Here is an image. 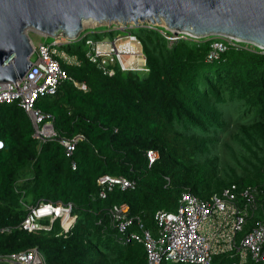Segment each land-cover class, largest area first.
Wrapping results in <instances>:
<instances>
[{
	"label": "trees",
	"instance_id": "obj_1",
	"mask_svg": "<svg viewBox=\"0 0 264 264\" xmlns=\"http://www.w3.org/2000/svg\"><path fill=\"white\" fill-rule=\"evenodd\" d=\"M132 32L142 42L148 71L116 64L109 75L90 61L88 39L121 33L108 26L87 29L63 46L81 61L65 68L88 90L68 80L37 105L54 118L58 138L84 136L73 156L58 138H34L18 103L0 104V264H15L12 254L33 249L44 264H149L143 243L121 241L110 209L129 204L131 216L153 230L155 213L174 210L184 191L208 198L233 185L255 187L260 208L248 229L264 222V49L230 47L209 60L212 43L227 42L223 37L171 40L173 32L163 26ZM149 150L160 154L151 165ZM106 174L137 186H116L103 198L99 178ZM43 201L72 202L75 226L64 234L59 220L50 231L22 229L29 207ZM134 227L140 230L138 221ZM233 260L220 254L212 264Z\"/></svg>",
	"mask_w": 264,
	"mask_h": 264
},
{
	"label": "built area",
	"instance_id": "obj_2",
	"mask_svg": "<svg viewBox=\"0 0 264 264\" xmlns=\"http://www.w3.org/2000/svg\"><path fill=\"white\" fill-rule=\"evenodd\" d=\"M138 26L135 23L109 25L112 30L121 33L102 40H87L90 47L87 53L106 74L115 73L114 65L118 64L123 71H148L146 56L141 40L132 32ZM96 28V27H92ZM87 30V29H86ZM84 30L83 32H85ZM83 32L77 40L81 38ZM86 36L84 34L82 37ZM187 37L174 36L171 39ZM227 42L220 40L212 43L209 59L218 58L230 47L248 48L240 40L232 36H221ZM74 40L59 36L52 42L34 44L37 59L25 76L15 82L0 83V104L18 103L28 114L33 137L41 143L58 138L54 118L38 107L41 97L56 95L60 87L68 80L83 90H88L85 83L73 79L65 65H80L77 55L68 53L63 46ZM84 136L79 134L72 138H58L65 147L67 155L73 156L77 145ZM4 142L0 140V149ZM160 154L149 150L147 157L150 165ZM72 168L77 169V162L72 161ZM100 195L107 197L109 190L119 186L121 189H134L136 182L122 176L109 174L99 178ZM259 191L255 187L239 190L236 185L226 188L221 194L215 193L208 198H201L191 191H184L178 201L176 211L158 210L155 214L157 224L155 235L150 229L144 228L138 217L130 215L129 204H116L110 209L112 225L121 235L124 243L134 240L145 245L149 264L164 262L187 264H212L213 258L219 254H227L234 258L231 264H247L250 260L264 263V222L256 221L248 229V222L259 211ZM78 215L74 214L72 202L43 201L29 207V212L21 223V228L29 232L36 230H52L59 220L62 230L59 234L68 233L76 224ZM49 220V224L42 222ZM138 221L140 232L132 230ZM12 263L44 264V259L37 249L9 257Z\"/></svg>",
	"mask_w": 264,
	"mask_h": 264
},
{
	"label": "water",
	"instance_id": "obj_3",
	"mask_svg": "<svg viewBox=\"0 0 264 264\" xmlns=\"http://www.w3.org/2000/svg\"><path fill=\"white\" fill-rule=\"evenodd\" d=\"M87 20L148 21L175 34L232 36L264 49V0H0V83L32 66L29 29L75 41Z\"/></svg>",
	"mask_w": 264,
	"mask_h": 264
},
{
	"label": "rangeland",
	"instance_id": "obj_4",
	"mask_svg": "<svg viewBox=\"0 0 264 264\" xmlns=\"http://www.w3.org/2000/svg\"><path fill=\"white\" fill-rule=\"evenodd\" d=\"M114 24L120 25L121 22H116V21L94 22L92 20H87V21L84 22L83 29L86 30V29H91L92 27L109 26V25H114ZM139 24L140 25H145V24L151 25L150 23H142V24L139 23ZM27 32H28L32 42L35 45H38L39 42H41V41L52 42L53 39H54V37L46 36L45 34L40 33V32H38L37 30H34V29H29ZM32 59L33 60L37 59V54L36 53L32 56ZM174 211H176V208L174 209ZM155 233H156V229H153V234L155 235Z\"/></svg>",
	"mask_w": 264,
	"mask_h": 264
},
{
	"label": "clouds",
	"instance_id": "obj_5",
	"mask_svg": "<svg viewBox=\"0 0 264 264\" xmlns=\"http://www.w3.org/2000/svg\"><path fill=\"white\" fill-rule=\"evenodd\" d=\"M141 24L142 23H148V21H145V22H140ZM145 25H147L148 27H155V26H162V25H148V24H145ZM164 27V26H163ZM165 28V27H164ZM84 30V29H83ZM168 30V29H167ZM83 32V31H82ZM81 32V33H82ZM172 32V31H171ZM80 33V34H81ZM84 33V32H83ZM174 34V36H181V35H187V34H183V33H179V34H175V33H173ZM80 36V35H79ZM174 36H172V37H174ZM210 36H206V37H194V36H191V35H187V37H179V38H188V39H190V38H195V39H197V40H203L202 38H209ZM179 38H177V39H179ZM169 39H171V37H169ZM54 40V39H53ZM171 40H176V39H171ZM76 41V40H75ZM242 44L243 45H248V47H249V45H250V43H246V42H242ZM261 49H263V48H261ZM211 52V51H210ZM210 54V53H209ZM209 56V55H208ZM221 56V55H220ZM219 56V57H220ZM218 57V58H219ZM218 58H214V59H218ZM208 59H209V57H208ZM210 60V59H209ZM213 60V59H212ZM146 61H147V59H146ZM147 64V63H146ZM1 140V139H0ZM2 141V140H1ZM4 148V147H3ZM156 162V161H155ZM110 175V174H109ZM122 177H124V176H122ZM136 182V181H135ZM136 186H137V184H136ZM136 188V187H135ZM134 188V189H135ZM123 190H126V189H123ZM223 192V191H222ZM221 192V193H222ZM221 193H219V194H221ZM123 204H126V203H123ZM115 206V205H114ZM177 208V207H176ZM165 210V209H164ZM168 211H174V210H168ZM157 213V212H156ZM155 213V214H156ZM130 215H131V213H130ZM132 230H136V231H138V232H140L141 230H139V229H137V228H135L134 226L131 228ZM156 229V228H155ZM152 232H153V230L152 229H150ZM157 230V229H156ZM122 241V240H121ZM123 242V241H122ZM133 242V241H132ZM134 242H136V240H134ZM138 242V241H137ZM124 243V242H123ZM131 243V242H130ZM124 244H128V243H124ZM220 255V254H219ZM215 257V256H214ZM213 262V261H212ZM163 264V263H162Z\"/></svg>",
	"mask_w": 264,
	"mask_h": 264
}]
</instances>
